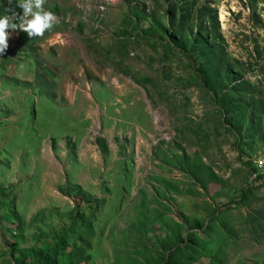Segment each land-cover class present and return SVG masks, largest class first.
<instances>
[{
    "label": "rangeland",
    "instance_id": "obj_1",
    "mask_svg": "<svg viewBox=\"0 0 264 264\" xmlns=\"http://www.w3.org/2000/svg\"><path fill=\"white\" fill-rule=\"evenodd\" d=\"M44 6L0 56V119L39 113L0 132V264H264V0ZM34 155L80 183L33 193Z\"/></svg>",
    "mask_w": 264,
    "mask_h": 264
},
{
    "label": "crops",
    "instance_id": "obj_2",
    "mask_svg": "<svg viewBox=\"0 0 264 264\" xmlns=\"http://www.w3.org/2000/svg\"><path fill=\"white\" fill-rule=\"evenodd\" d=\"M7 65L5 62H1L0 65ZM8 66V65H7ZM20 87L18 85H8V81L0 79V94L5 95L7 91L13 90L14 92H19ZM39 113L37 108L34 109L33 114H28L26 110H22L21 112H13V114L6 115L0 119V132H3L5 135L3 136L4 140L8 142L11 140V134H17L18 141H21L20 137L23 136L30 130L31 128L35 127V122L38 120ZM25 146V145H24ZM23 145H20V147H24ZM52 154V152L50 151ZM64 154V152H63ZM49 156V155H48ZM39 157V158H37ZM41 156H32L31 159L28 158V162L26 164V168H24V171L26 172V177L29 180H32L31 183H29V188L33 193H37L39 190L47 192L48 196H51L52 198H59V196H62L58 192V185H63L65 181L72 180L77 181L79 177L76 176L75 168L74 166L68 165V167L63 168V166L57 162L55 158L52 156L46 157L47 166H50L46 169L44 172L41 168ZM66 161V160H65ZM20 165H22V161H20ZM64 162L63 164H66ZM57 164V166H56ZM37 165H39V168H37ZM23 166V165H22ZM28 166V168H27ZM54 166H56L55 169ZM36 170L39 171V174H36ZM77 177V178H76ZM85 180L90 181L89 176H84ZM39 180L41 182L39 183ZM80 180V179H79ZM44 184V182H47ZM63 198V196H62ZM61 199V198H60ZM43 205H46L43 203Z\"/></svg>",
    "mask_w": 264,
    "mask_h": 264
},
{
    "label": "clouds",
    "instance_id": "obj_3",
    "mask_svg": "<svg viewBox=\"0 0 264 264\" xmlns=\"http://www.w3.org/2000/svg\"><path fill=\"white\" fill-rule=\"evenodd\" d=\"M46 0H8L6 12L0 15V56H3L8 47L12 32L23 31L29 39L43 37L53 29L60 20L56 13L45 8ZM18 7L22 12H17Z\"/></svg>",
    "mask_w": 264,
    "mask_h": 264
},
{
    "label": "bare ground",
    "instance_id": "obj_4",
    "mask_svg": "<svg viewBox=\"0 0 264 264\" xmlns=\"http://www.w3.org/2000/svg\"><path fill=\"white\" fill-rule=\"evenodd\" d=\"M224 18V15L223 14H221V19H223Z\"/></svg>",
    "mask_w": 264,
    "mask_h": 264
}]
</instances>
